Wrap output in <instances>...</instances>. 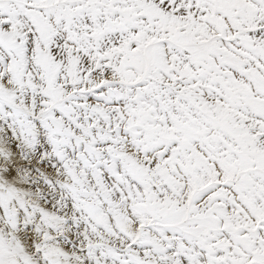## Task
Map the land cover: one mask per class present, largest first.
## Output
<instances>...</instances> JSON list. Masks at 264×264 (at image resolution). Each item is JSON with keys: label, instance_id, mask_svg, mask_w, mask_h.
Instances as JSON below:
<instances>
[{"label": "snow or ice", "instance_id": "1", "mask_svg": "<svg viewBox=\"0 0 264 264\" xmlns=\"http://www.w3.org/2000/svg\"><path fill=\"white\" fill-rule=\"evenodd\" d=\"M0 264H264V0H0Z\"/></svg>", "mask_w": 264, "mask_h": 264}]
</instances>
